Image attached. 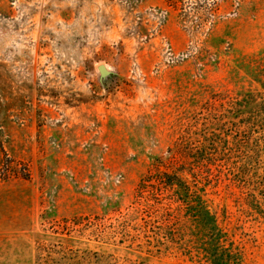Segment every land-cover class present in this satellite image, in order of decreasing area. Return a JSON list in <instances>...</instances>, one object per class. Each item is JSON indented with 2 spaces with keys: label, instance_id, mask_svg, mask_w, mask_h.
I'll use <instances>...</instances> for the list:
<instances>
[{
  "label": "rangeland",
  "instance_id": "obj_1",
  "mask_svg": "<svg viewBox=\"0 0 264 264\" xmlns=\"http://www.w3.org/2000/svg\"><path fill=\"white\" fill-rule=\"evenodd\" d=\"M263 81L264 0H0V264H208L160 172L264 264Z\"/></svg>",
  "mask_w": 264,
  "mask_h": 264
},
{
  "label": "trees",
  "instance_id": "obj_2",
  "mask_svg": "<svg viewBox=\"0 0 264 264\" xmlns=\"http://www.w3.org/2000/svg\"><path fill=\"white\" fill-rule=\"evenodd\" d=\"M262 119H264V110ZM246 128L243 130L239 128L238 132L244 133L243 138H237L236 145L242 146L250 141V137L247 136L249 132ZM249 131L259 133L260 136L257 139L260 140L259 142L264 143V124L259 125L257 128H250ZM146 182L147 179L144 178L143 185L147 184ZM149 182L152 186L159 184L165 187L172 195L171 198L178 201L180 205L182 204L181 207H183V204L186 205L189 212L186 221L190 227L183 232L185 241L182 250L187 255L204 259L208 264H244V254L233 244L229 238V233L222 227L218 212L211 207L202 194L192 189L188 181L178 172H160L155 180L151 179ZM166 211L167 209L164 210L165 213ZM167 216L168 220L165 219V222H171L173 217L169 214ZM177 218L180 221L179 216ZM168 225L163 224L162 229H169V232L173 235L172 238H175L176 231Z\"/></svg>",
  "mask_w": 264,
  "mask_h": 264
},
{
  "label": "water",
  "instance_id": "obj_3",
  "mask_svg": "<svg viewBox=\"0 0 264 264\" xmlns=\"http://www.w3.org/2000/svg\"><path fill=\"white\" fill-rule=\"evenodd\" d=\"M98 69L101 73V77H106L111 73V71L107 68L106 64L102 63L98 66Z\"/></svg>",
  "mask_w": 264,
  "mask_h": 264
}]
</instances>
